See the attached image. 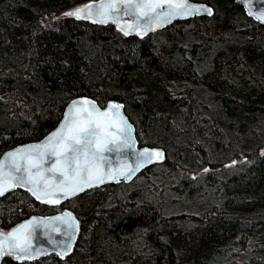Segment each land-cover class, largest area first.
Segmentation results:
<instances>
[{
    "label": "trees",
    "instance_id": "trees-1",
    "mask_svg": "<svg viewBox=\"0 0 264 264\" xmlns=\"http://www.w3.org/2000/svg\"><path fill=\"white\" fill-rule=\"evenodd\" d=\"M83 1L0 0V155L86 95L121 101L139 145L165 160L56 206L19 188L1 196L2 229L67 208L79 231L64 257L0 264H264V25L235 0H196L212 14L143 37L42 23Z\"/></svg>",
    "mask_w": 264,
    "mask_h": 264
},
{
    "label": "snow or ice",
    "instance_id": "snow-or-ice-1",
    "mask_svg": "<svg viewBox=\"0 0 264 264\" xmlns=\"http://www.w3.org/2000/svg\"><path fill=\"white\" fill-rule=\"evenodd\" d=\"M245 3L248 4V0ZM248 6L251 15L264 21V8L253 12L251 5ZM199 12L212 14V9L191 0H120L119 4L116 0H100L99 4H85L65 14L76 17L83 14L84 18L100 23L114 20L125 35L135 33L143 37L176 17ZM124 14H131L134 19L125 21ZM123 108L124 104L115 100H109L107 106L101 108L95 99L86 96L72 99L63 121L43 141L5 153L0 160V195L22 185L37 200L54 205L106 179H131L145 164L163 159L159 148L136 147L133 126ZM125 149L132 150L134 161L130 162L128 156L122 154ZM110 152L117 153L119 164L113 166L107 155ZM47 161L51 162L46 164ZM56 222L62 227H57ZM41 225L57 245L60 256L72 251L79 221L65 211L53 217H32L11 231L0 232V257L7 250L17 261L33 259L39 249L32 248V235ZM51 230L62 233L66 239L55 240Z\"/></svg>",
    "mask_w": 264,
    "mask_h": 264
},
{
    "label": "water",
    "instance_id": "water-1",
    "mask_svg": "<svg viewBox=\"0 0 264 264\" xmlns=\"http://www.w3.org/2000/svg\"><path fill=\"white\" fill-rule=\"evenodd\" d=\"M235 1L242 5V7H243V9H244V12H245V14H246L247 16L251 17V18L254 19L255 21H257V22H259V23H261V24L264 25V21H262V20H258V19H256V17H255L254 15H251V14H250V9H249V6H248L249 4L251 5V11H253V12H259L262 8H264V0H248V4L245 3V0H235ZM116 2L119 4V3H120V0H116ZM191 2H192V3H196V4H202V5H205V6L209 7V8H211V9H212V12H213V8H212L209 4H207V3H205V2H202V1H196V0H191ZM89 3H96V4H99V3H100V0H87V1H84V2H81V3H78V4H75V5L71 6V7H68V8H66V9L63 11V16H65V17H73V18H76V19H82V20H86V21H90V22L98 23V24H105V23H100V22L94 21V20L86 19V18H84V15H83V14H82L80 17H76V16H68V15L65 14V13L71 11V10H74V9H76V8H78V7H81V6H83V5H85V4H89ZM201 15H211V14H208L207 12H199V13H196V14H194V15H192V16H189V17H176L175 19L171 20L170 22H168L167 24L163 25L162 27L155 28V29H153V30L148 31L147 33H145V35H147V34H149V33H151V32H154V31H156V30L162 29V28H164L165 26H167V25L173 23V22L176 21V20L186 19V18H191V17H193V16H201ZM122 19L125 20V21H131V20L134 19V17H133V15H131V14H124V15L122 16ZM107 23H112V24H114V25L116 26V22H115L114 20H109ZM116 28L119 30V28H118L117 26H116ZM122 33H123V32H122ZM129 35L139 36L138 34H135V33H132V34H129ZM145 35H144V36H145ZM139 37H141V36H139ZM81 96H86V95H79V96H76V97H81ZM76 97H73L72 99H74V98H76ZM86 97H89V96H86ZM89 98H91V97H89ZM72 99H70V100L67 102V104L65 105L64 110H63V112H62V115H61L59 121L56 123V125H55L51 130H49V131H48L43 137H41L40 139L35 140V141H27V142L19 143V144L15 145V146H13V147H11V148H9V149H6L4 152L1 153V155H0V160H3V159H4V156H5V153H7V152H9V151H12V150H14V149H16V148H19V147H21V146H25V145H29V144H34V143H39V142L43 141V140L45 139V137L48 136L52 131H54V130L59 126V124L63 121V119H64V113H65V111H66V109H67V105L70 103V101H71ZM91 99H92V98H91ZM109 100H115V99H109ZM109 100H107L103 106H100L98 103H97V104H98L101 108H104V107L107 106V102H108ZM115 101H117V102H121V101H118V100H115ZM121 103H122V102H121ZM122 111H123L124 115L127 117V115H126V113H125V111H124V108L122 109ZM127 118H128V117H127ZM128 121H129V123H131L132 126H133V133H132V134H133V138H134L135 141H136V147H137L138 149H139V148H143V147L159 148V149L162 150V153H163V159H161V160H154V161H152V162H150V163L145 164L143 167L139 168V169H138V170L132 175L131 179H125L124 177H119V178L116 179V180H107V179H106V180H104L103 183H100V184L93 185V186H91V187L85 188V189L82 190L81 192L76 193L74 196L65 197V198L61 199L60 202H59L58 204H54V205H52V204H48V203L43 202V201H40V200H37V199H36V198H35V197H34V196L28 191L27 187H24V186H22V185H17L15 188L8 189V191H6L4 194L0 195V197L3 196V195H5L6 193L12 191V190H15V189L19 188V189H22V190L27 191V192H28V193H29V194H30V195H31L36 201H38V202H40V203H42V204H46V205H49V206H56V205H59V204L63 203V202L66 201V200H69V199H71V198H73V197H75V196L80 195L81 193H83V192H85V191H87V190H89V189L98 188V187L103 186L104 184H108V183H114V184H116V183H118V182H120V181H123V182H125V183H128V182H130V181H131V180H132V179H133L138 173H140L144 168L149 167V166H151V165H153V164H155V163H161V162H163V161L165 160V151H164V149H163L162 147H160V146L139 145L138 140H137L136 135H135V128H134V125H133V123H132L129 119H128ZM122 154H123V155H127L128 158H129V161H130V162H131V161H134V156H133V154H132V150H130V149H125V150H123V153H122ZM107 155H108L109 157H111V159H112V163H113V166L119 164V161L117 160V153H115V152H110V153H107ZM52 159H54V158H52ZM50 162H51V161H47L46 164H49ZM57 175H59V174H57ZM65 211L71 212V213L73 214V212L70 211L69 209H67V208H63L61 211H58V212H55V213H51V214H48V215H31V216H28V217H26V218H24V219L18 221L16 224H14L13 226H11V227L8 228V229H0V232H8V231H11L12 228L16 227V226L19 225V224L24 223V222L27 221V220H30L32 217H53V216H57V215H59L60 213L65 212ZM73 215H74V214H73ZM74 216H75V215H74ZM75 217H76V216H75ZM76 218H77V217H76ZM77 220H78V219H77ZM56 226H57V227H62V225H61L59 222H56ZM78 231H79V225H78ZM78 231H77V233H76V237H75V239L73 240V246H74L75 241H76V239H77ZM51 235H52V237H53L55 240H57V241H62V240H65V239H66V237L63 236L62 233H60V232H56V231H54V230H51ZM32 248H33L34 250L39 249V253H38L37 255H35L34 258L31 259V260H24V261H18V262L32 261V260L38 259V258H40V257L47 256V255H49V254H51V253H55V254H57L59 257H64V256H60V255L58 254V251H57V245L53 244V243H52V240L49 239V236H48L47 234H45V228H44L42 225H41V226H37V227L35 228V231H34V233H33V235H32ZM69 253H70V252H69ZM69 253H68V254H69ZM5 254H6V255H9V254H7V250L5 251ZM68 254H67V255H68ZM10 256H12V255H10ZM65 256H66V255H65ZM12 257H13V259L15 260L14 256H12ZM1 258H2V257H0V260H1ZM16 261H17V260H16Z\"/></svg>",
    "mask_w": 264,
    "mask_h": 264
},
{
    "label": "rangeland",
    "instance_id": "rangeland-1",
    "mask_svg": "<svg viewBox=\"0 0 264 264\" xmlns=\"http://www.w3.org/2000/svg\"><path fill=\"white\" fill-rule=\"evenodd\" d=\"M63 15V11H61L59 14L52 16V17H44L42 18V23L44 25H49V26H55V19L62 16ZM261 152H264V147L261 149ZM61 210V209H60ZM58 210V211H60Z\"/></svg>",
    "mask_w": 264,
    "mask_h": 264
}]
</instances>
